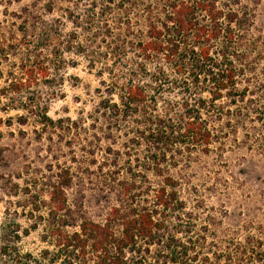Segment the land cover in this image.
Instances as JSON below:
<instances>
[{"label":"rangeland","instance_id":"rangeland-1","mask_svg":"<svg viewBox=\"0 0 264 264\" xmlns=\"http://www.w3.org/2000/svg\"><path fill=\"white\" fill-rule=\"evenodd\" d=\"M198 1L0 0V248L95 264L61 257L50 238L46 195L67 170L79 222L153 206L164 189L177 196L165 237L194 247L180 264H264V0H206L222 13L208 60L193 39L146 50L172 4Z\"/></svg>","mask_w":264,"mask_h":264},{"label":"trees","instance_id":"trees-1","mask_svg":"<svg viewBox=\"0 0 264 264\" xmlns=\"http://www.w3.org/2000/svg\"><path fill=\"white\" fill-rule=\"evenodd\" d=\"M215 6V1L206 0H199L196 4H172L164 21L151 25L152 41L146 50L163 53L167 51V44L170 43L175 45L176 53L184 41L193 39L196 44L202 45L203 56L208 60L211 43L221 36L222 31L219 26L222 13L217 12ZM198 11L207 15L209 27L199 24ZM25 75L32 79L34 70L27 69ZM28 83L30 85V82ZM222 84L224 88L220 91L227 89L224 80ZM129 97L132 103L146 100L144 92L140 90H129ZM189 129L194 133L197 143L210 145L211 133L203 132L201 124H191ZM166 183L173 185L174 182L171 178H166ZM71 185L70 172L63 170L49 185L46 195L52 227L50 238L61 257L84 259L90 255L94 257L95 264H180L194 249L193 247L180 251L179 247L173 246V242L164 235L167 229L164 215L175 205V193L167 194L166 190L162 189L155 197L153 206L133 202L121 203L112 208L104 223L100 224L89 220L79 222L74 217L68 198ZM69 228L73 231L68 232ZM0 257H9L14 264H40L46 261L47 264L55 263L54 259L49 258L48 252L39 259L31 255L22 256L16 247L9 246L0 248ZM131 257H138L137 262L133 263ZM194 258L193 261L197 262L198 256ZM148 260L151 262L148 263ZM237 261L234 264H243L242 259L238 258ZM203 262L212 263V259L207 256Z\"/></svg>","mask_w":264,"mask_h":264}]
</instances>
